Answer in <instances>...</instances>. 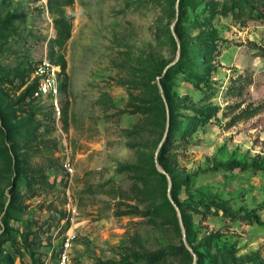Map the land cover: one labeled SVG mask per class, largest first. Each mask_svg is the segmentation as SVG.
Returning a JSON list of instances; mask_svg holds the SVG:
<instances>
[{"label":"rangeland","instance_id":"rangeland-1","mask_svg":"<svg viewBox=\"0 0 264 264\" xmlns=\"http://www.w3.org/2000/svg\"><path fill=\"white\" fill-rule=\"evenodd\" d=\"M68 239L264 264V0H0V264Z\"/></svg>","mask_w":264,"mask_h":264},{"label":"built area","instance_id":"built-area-1","mask_svg":"<svg viewBox=\"0 0 264 264\" xmlns=\"http://www.w3.org/2000/svg\"><path fill=\"white\" fill-rule=\"evenodd\" d=\"M45 67L40 66L38 69V73L45 75ZM59 93V86L55 81L54 77H51L50 75L46 76L42 82H40L38 90H37V95H53L57 96ZM70 239L66 242L64 249L61 251L59 258H58V263L57 264H72L70 253H69V248H70Z\"/></svg>","mask_w":264,"mask_h":264},{"label":"trees","instance_id":"trees-1","mask_svg":"<svg viewBox=\"0 0 264 264\" xmlns=\"http://www.w3.org/2000/svg\"><path fill=\"white\" fill-rule=\"evenodd\" d=\"M162 254L163 253L160 252V253H157V254L149 255L147 257V259H149L150 261H153L155 259H160L162 257Z\"/></svg>","mask_w":264,"mask_h":264},{"label":"water","instance_id":"water-1","mask_svg":"<svg viewBox=\"0 0 264 264\" xmlns=\"http://www.w3.org/2000/svg\"><path fill=\"white\" fill-rule=\"evenodd\" d=\"M185 236H186V234H185Z\"/></svg>","mask_w":264,"mask_h":264}]
</instances>
